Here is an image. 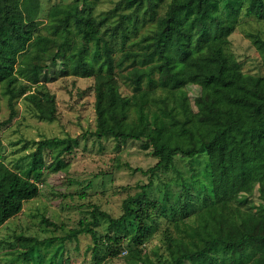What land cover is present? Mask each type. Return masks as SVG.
I'll return each mask as SVG.
<instances>
[{"label": "trees", "instance_id": "obj_1", "mask_svg": "<svg viewBox=\"0 0 264 264\" xmlns=\"http://www.w3.org/2000/svg\"><path fill=\"white\" fill-rule=\"evenodd\" d=\"M126 1L142 6V22L153 24L138 37L135 48L123 50L118 59L119 65L133 62L126 75L132 86L129 95L120 92L113 71L103 68L102 51L108 42L100 27L106 16H93L90 1L61 4L57 35L37 34L27 43L13 17L34 23L39 0H0V88L10 107L6 121L15 114L13 99L25 92L24 83L18 82L33 85L41 80L40 60L54 43L52 60L60 57L63 74H101L93 134L145 139L144 146L158 156L145 171L168 167L177 153H206L212 193L200 207L185 187L169 201L168 195L149 198L141 185L123 198L119 215L93 205L90 216L63 235L36 239L22 252L23 264H49L57 252L49 247L56 239L82 232L92 238L95 264L106 254H117L124 239L133 264H264V206L241 211L234 205L241 193L255 187L264 200V72L243 74L239 61L226 51L238 14L236 1L246 2V14L261 18L264 0H169L162 16H156L157 0ZM252 41L264 64V36L252 35ZM187 84L200 86L196 109L185 91ZM28 94L38 117L54 118V97L47 90ZM34 143L22 172L0 159V226L21 210L24 200L38 194L46 149L52 147L51 170L62 167V153L72 150L68 136L41 137ZM153 212L172 218L178 230L168 238V255L162 259L142 253ZM100 219L106 225L98 235ZM42 221L57 225L45 217Z\"/></svg>", "mask_w": 264, "mask_h": 264}, {"label": "rangeland", "instance_id": "obj_2", "mask_svg": "<svg viewBox=\"0 0 264 264\" xmlns=\"http://www.w3.org/2000/svg\"><path fill=\"white\" fill-rule=\"evenodd\" d=\"M71 1L39 0L34 23L14 16L21 25L23 39L30 43L37 34L56 36L62 24L58 14L60 5ZM88 1L92 3L93 16H106L100 27L101 35L108 42L102 51L103 68L113 71L120 92L129 95L132 86L126 75L133 62L129 60L119 65L118 59L123 50L134 49L138 37L153 24L151 21L142 22V6L129 4L126 0ZM157 1L156 16H162L169 0ZM78 2L81 4V0ZM236 5L239 8L235 28L228 36L226 51L239 61L243 74H262L264 64L252 35L264 36V16L246 14L245 1H236ZM54 50L53 43L40 60L43 67L41 80L33 85L23 79L18 82L24 83L25 92L13 99L15 114L8 121V95L0 88V159L8 166L22 172L28 153L35 147V139L68 136L72 144L71 151L62 153L63 166L57 170L47 167L52 160V147L44 152V167L37 180L38 194L24 200L21 210L0 226V264H23L22 252L36 239L63 235L68 228L76 226L79 219L89 217L93 205L113 216L119 215L123 198L139 190L141 185L145 186L149 198L160 200L168 195L169 201H175L177 193L185 187L195 196L200 207L212 193L206 153L191 157L177 153L168 167L145 171L158 159L151 146H144L145 139L93 134L96 126L95 93L101 87V74H63L60 57L52 60ZM184 88L191 107L196 109L194 97L199 94L200 86L187 84ZM40 90H47L54 97L55 116L51 120L38 117L33 102L27 98L29 92L39 94ZM234 205L241 211H256L264 206V200L255 187L250 193H241ZM44 217L57 225L42 221ZM188 219L191 221L193 214ZM150 223L152 230L141 243L142 253L152 259H162L168 255V238L175 236L178 230L172 218L157 212H153ZM105 225L100 219L96 226L98 235L104 232ZM92 243L87 232L75 238L56 239L49 247L51 251H57L49 264H95L91 255ZM133 261L127 239H124L117 254H106L97 264H133Z\"/></svg>", "mask_w": 264, "mask_h": 264}, {"label": "built area", "instance_id": "obj_3", "mask_svg": "<svg viewBox=\"0 0 264 264\" xmlns=\"http://www.w3.org/2000/svg\"><path fill=\"white\" fill-rule=\"evenodd\" d=\"M123 252H125V250H123Z\"/></svg>", "mask_w": 264, "mask_h": 264}]
</instances>
